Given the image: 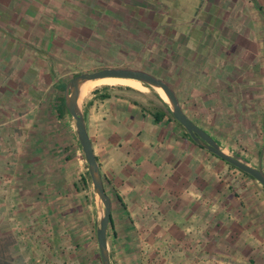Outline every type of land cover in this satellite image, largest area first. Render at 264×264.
<instances>
[{
	"label": "crops",
	"instance_id": "0c3cea01",
	"mask_svg": "<svg viewBox=\"0 0 264 264\" xmlns=\"http://www.w3.org/2000/svg\"><path fill=\"white\" fill-rule=\"evenodd\" d=\"M200 1L191 21L161 24L162 78L192 121L264 169V0ZM10 66L0 70V232L15 234L14 256L35 253L28 264H97V208L63 81ZM144 87L93 91L82 106L111 200L112 264H264V187L195 144Z\"/></svg>",
	"mask_w": 264,
	"mask_h": 264
},
{
	"label": "rangeland",
	"instance_id": "374dc122",
	"mask_svg": "<svg viewBox=\"0 0 264 264\" xmlns=\"http://www.w3.org/2000/svg\"><path fill=\"white\" fill-rule=\"evenodd\" d=\"M186 1L0 0V70L11 65L12 70L34 74L38 68L46 72L47 81L59 76L63 82L75 73L103 67L145 69L163 77L166 57L161 24L173 23L179 16L191 21L201 1ZM112 78L117 77L89 82L82 106L95 89L129 86ZM2 216L0 209V220ZM14 235L0 232V264H28L35 260L33 251H28L32 259L10 252Z\"/></svg>",
	"mask_w": 264,
	"mask_h": 264
},
{
	"label": "water",
	"instance_id": "95a60500",
	"mask_svg": "<svg viewBox=\"0 0 264 264\" xmlns=\"http://www.w3.org/2000/svg\"><path fill=\"white\" fill-rule=\"evenodd\" d=\"M102 77L132 78L153 89L166 103L172 117L189 134L191 140L240 171L247 173L264 187V169L261 160L253 164L248 158L237 154L218 143L207 131L198 126L184 112L174 89L162 77L143 69L127 67H103L94 71H83L72 76L62 90L64 105L68 115L74 122L77 142L83 155L86 170L91 184V196L97 208L95 222V238L101 264H112L107 243V232L110 227L111 200L105 191L97 158L94 154L92 142L85 125L83 107L80 97L81 85L87 80ZM156 89H161L166 95L164 100Z\"/></svg>",
	"mask_w": 264,
	"mask_h": 264
},
{
	"label": "bare ground",
	"instance_id": "6f19581e",
	"mask_svg": "<svg viewBox=\"0 0 264 264\" xmlns=\"http://www.w3.org/2000/svg\"><path fill=\"white\" fill-rule=\"evenodd\" d=\"M103 78H108V77H102V78H97V79H93V80H87L86 82H84L82 85H81V88H80V97H79V101H81L83 99V95H84V91H85V86L89 83V82H92V81H97V82H101L102 80L104 81ZM110 79V78H109ZM118 80H121L122 82L124 83H128L129 85H133V86H138L140 88H145L144 85L139 82L138 80L136 79H132V78H120V77H117V78H112V81H118ZM110 81V80H108ZM118 83V82H117ZM156 91L160 94V96L164 99V100H167L166 99V95L164 94V92L161 90V89H156Z\"/></svg>",
	"mask_w": 264,
	"mask_h": 264
},
{
	"label": "trees",
	"instance_id": "16d2710c",
	"mask_svg": "<svg viewBox=\"0 0 264 264\" xmlns=\"http://www.w3.org/2000/svg\"><path fill=\"white\" fill-rule=\"evenodd\" d=\"M75 74H77V73H75ZM75 74H73L72 76H74ZM67 82V81H66ZM66 82H62L61 83V85H60V90H63V88H64V85H65V83ZM145 86H147V85H145ZM109 86H105V87H102V88H100V89H106V88H108ZM127 87H129V86H127ZM100 89H95L94 90V92H98ZM158 97H159V95L158 94H156ZM99 98H105V97H107V94H105V93H101V94H98L97 95ZM160 98V97H159ZM161 99V98H160ZM59 101H60V103H61V106H62V108H63V110L65 111V112H67V110H66V107H65V105H64V99H63V94H61L60 96H59ZM164 104L166 105V103L164 102ZM166 111L167 112H169L168 111V109H167V106H166ZM171 115V114H170ZM171 117H172V115H171ZM156 118V117H155ZM173 118V117H172ZM174 119V118H173ZM175 120V119H174ZM176 121V120H175ZM177 122V121H176ZM178 123V122H177ZM179 124V123H178ZM180 125V124H179ZM181 126V125H180ZM182 127V126H181ZM183 128V127H182ZM185 131V130H184ZM185 133V135L186 136H189V134L185 131L184 132ZM231 165V164H230ZM232 166V165H231ZM232 167H234V166H232ZM242 172V171H241ZM243 174H245V175H247V176H249V177H251L250 175H248L247 173H244L243 172ZM86 175H87V177H88V179H90L89 178V175H88V172L86 173ZM82 183H84V179H82Z\"/></svg>",
	"mask_w": 264,
	"mask_h": 264
},
{
	"label": "built area",
	"instance_id": "2783aa9c",
	"mask_svg": "<svg viewBox=\"0 0 264 264\" xmlns=\"http://www.w3.org/2000/svg\"><path fill=\"white\" fill-rule=\"evenodd\" d=\"M80 160H81V162H83V164H85V161H84V158H83V155H82V153L80 152ZM85 166H86V164H85Z\"/></svg>",
	"mask_w": 264,
	"mask_h": 264
},
{
	"label": "flooded vegetation",
	"instance_id": "af4514ba",
	"mask_svg": "<svg viewBox=\"0 0 264 264\" xmlns=\"http://www.w3.org/2000/svg\"><path fill=\"white\" fill-rule=\"evenodd\" d=\"M143 70H145V69H143ZM145 71H147V70H145ZM148 72V71H147Z\"/></svg>",
	"mask_w": 264,
	"mask_h": 264
}]
</instances>
